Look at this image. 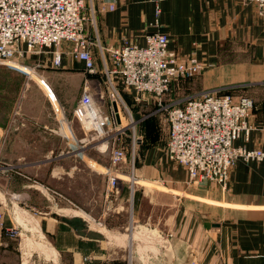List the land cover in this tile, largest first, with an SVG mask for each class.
Returning a JSON list of instances; mask_svg holds the SVG:
<instances>
[{
    "label": "crops",
    "instance_id": "1",
    "mask_svg": "<svg viewBox=\"0 0 264 264\" xmlns=\"http://www.w3.org/2000/svg\"><path fill=\"white\" fill-rule=\"evenodd\" d=\"M84 3V33L91 41L104 47L124 40L143 44L146 32L160 31L167 34L169 48L180 57L195 56L201 62L199 73L172 82L169 94L180 96L175 101L178 104L203 91L227 93L234 100L242 96L252 99L248 119L252 129L247 139L242 135L234 145L264 150V16L256 13L251 1ZM110 4L113 9L108 8ZM156 6L160 13L154 26ZM91 49L97 74L86 73L82 62L67 58L58 69L78 80L80 94L86 87L94 102L107 108V82L99 53L95 47ZM37 81L50 103L60 106L75 139L86 140L75 147L59 116L55 120L50 114L45 116L48 124L41 132L54 138L45 149L52 154L3 163L0 264H264V159L237 160L225 191L215 183L187 185L186 170L171 162L164 151L168 126L159 103L146 94L136 103L120 86V95L136 120L132 132L145 139L135 144L134 151L130 140V165L127 147L122 144L126 155L115 167L123 177L130 174L134 181L162 184L164 190L146 194L135 188L134 181L121 177L113 188L103 171L109 163L110 146L102 138L92 140V131L74 118L72 111L79 98L63 104L44 80ZM146 109L150 112L144 117ZM2 121L0 150L11 137L5 125L11 122L9 115ZM31 146V152L43 151L35 143ZM74 151L84 156L77 155L81 162ZM12 167H19V173L11 171ZM9 180H18V187L12 188ZM159 194L163 195L162 210L154 215L160 204L154 197ZM144 200L150 203V214L144 213ZM10 229L19 234L10 236Z\"/></svg>",
    "mask_w": 264,
    "mask_h": 264
},
{
    "label": "built area",
    "instance_id": "2",
    "mask_svg": "<svg viewBox=\"0 0 264 264\" xmlns=\"http://www.w3.org/2000/svg\"><path fill=\"white\" fill-rule=\"evenodd\" d=\"M248 1L255 5L259 16H264V0ZM84 7V0H0V63L33 77L39 76L36 70L45 62L50 60L53 67L59 68L63 60L71 58L82 62L86 73L94 75L99 71L91 49L95 47L110 103L107 108L97 105L85 87L73 116L84 128L94 132L93 137L105 140L112 136L109 134L112 129L121 128V107L126 109L128 124L136 123L120 95V86L136 103H140L145 94L154 97L166 114L168 134L164 151L171 162L186 170L187 185L215 183L225 191L229 173L237 160L264 159L261 148L234 145L242 135L247 139L252 129L248 122L252 99L242 96L234 100L227 93L203 91L186 98L183 104H162L172 82L199 73L201 62L195 56L180 57L169 48L167 34L160 31L146 32L143 44L124 40L119 45L104 47L96 40L91 41L84 33ZM108 8L114 6L110 4ZM159 13V6H156L154 26L158 25ZM32 56L44 60L24 63V59ZM52 104L67 139L78 147L81 140L73 136L60 106ZM91 114L92 121L87 122V115ZM132 139L134 151V132ZM111 144L109 163L103 170L114 188L121 174L115 166L123 162L126 154L119 140ZM8 234L17 236L19 232L10 229Z\"/></svg>",
    "mask_w": 264,
    "mask_h": 264
},
{
    "label": "rangeland",
    "instance_id": "3",
    "mask_svg": "<svg viewBox=\"0 0 264 264\" xmlns=\"http://www.w3.org/2000/svg\"><path fill=\"white\" fill-rule=\"evenodd\" d=\"M37 58L38 57L36 56L26 58L24 59V63L37 62L39 61V59ZM69 60H71V58H69ZM36 71L38 72L39 76L33 75L32 77L30 75L21 74L15 70H11L7 66L0 63V123H2V120H4L8 115L11 120V122L5 123V125L7 126L5 127L11 132V137L10 140H7L5 142V144L0 150V168L4 165L3 163H8V161H10L11 164H15L23 159L34 160L39 157H46L52 154L50 152H45V149L47 147L46 144L48 143V141L52 143L54 138L44 137V134H42L41 130H44L45 125L48 124L45 120V116L51 114L56 120L55 116L58 115L57 111H55L54 106L52 107V104L49 101V96L46 94V91L44 90L43 86L39 84L37 80H44L45 83L50 87L51 91L54 92L56 97L59 98L63 104H72L73 101L75 102L79 98L80 91L79 89H77V85L75 83H78V80L76 81V78L70 77L66 73H62L61 69L53 67L50 60L48 62H45L43 65H40ZM167 94L164 95L166 96L165 98L163 96L162 104H168L170 99L173 100L170 102L174 103L180 97L178 94L174 95L173 93H170V95L169 91ZM126 105L128 110L131 111L130 106L128 104ZM121 112V128L112 129V131L109 132V134H111L112 136L108 137V139L103 140V142L107 141V143H105L109 148V146L112 145L111 143H113L115 139L119 140L121 146L123 144L125 147H127L126 160L127 164L130 165V140L133 136L132 127H134L135 124H128L126 109L121 107ZM147 112H150V109L142 111L144 117L148 116L146 115ZM41 119V122H37V120ZM19 131L21 133H19ZM13 132L14 135H12ZM18 133L20 135H18ZM90 133H92L90 138H92V140L95 139L93 137L94 132L92 131ZM134 136L135 144L141 142V140H143L144 138V135L141 138V136H137L136 133H134ZM80 140H86V138ZM34 143L36 144L37 148L41 149V147H43V151H29L30 148L33 149L31 145H33ZM141 146L142 144H140V147ZM137 150L139 151V147ZM106 152L108 153V150H106ZM136 153L135 160H137L138 162V152L136 151ZM75 154L76 156L78 155L80 159H83L84 157L80 154V151H76ZM78 156L76 158L79 162H81ZM12 168L13 169L11 171L14 170V173H19V167ZM14 173H12V175L16 176ZM119 177L122 178L120 180L134 181L133 179H131L130 174H128L127 178L123 177L121 174L119 175ZM9 181H12V188L18 187V180ZM134 184H136L135 188H140V191L144 190L146 194H150L152 190H156V193L158 192L157 189L164 190L162 184L152 183L151 185L148 183H143L141 181H134ZM162 194H159L158 197H154L156 201L160 202L159 210H155L153 212L154 215H159L162 210ZM143 210L145 214H150V203L146 202V200H144L143 203ZM144 220H146V218Z\"/></svg>",
    "mask_w": 264,
    "mask_h": 264
},
{
    "label": "bare ground",
    "instance_id": "4",
    "mask_svg": "<svg viewBox=\"0 0 264 264\" xmlns=\"http://www.w3.org/2000/svg\"><path fill=\"white\" fill-rule=\"evenodd\" d=\"M90 116H92V114L91 115H87V118H88V120H87V122H91L92 121V119H91V117ZM19 208V207H18ZM143 232V231H142ZM140 234V233H139ZM151 234V233H150ZM148 235V234H147ZM152 235V234H151ZM25 236V235H24ZM23 236V237H24ZM40 236V235H39ZM154 237V236H153ZM150 239V238H149ZM43 246V245H42ZM32 254V253H31ZM51 254V253H50ZM48 255V254H47ZM46 258V257H45ZM53 260V259H52Z\"/></svg>",
    "mask_w": 264,
    "mask_h": 264
},
{
    "label": "trees",
    "instance_id": "5",
    "mask_svg": "<svg viewBox=\"0 0 264 264\" xmlns=\"http://www.w3.org/2000/svg\"><path fill=\"white\" fill-rule=\"evenodd\" d=\"M93 76V75H92ZM171 87V86H170ZM143 139H145V137L143 138Z\"/></svg>",
    "mask_w": 264,
    "mask_h": 264
}]
</instances>
